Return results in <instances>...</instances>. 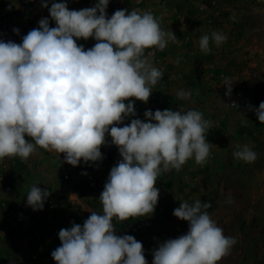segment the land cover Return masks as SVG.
<instances>
[{"label":"clouds","instance_id":"obj_1","mask_svg":"<svg viewBox=\"0 0 264 264\" xmlns=\"http://www.w3.org/2000/svg\"><path fill=\"white\" fill-rule=\"evenodd\" d=\"M108 4L98 0L94 7L69 10L66 2H53L49 13L56 27L42 18L22 43L0 41V159L27 161L40 147L64 154V162L75 167L81 160L87 164L103 158L106 135L122 157L100 195L103 214L93 211L83 226L73 223L59 231L61 246L51 253L56 264H147L143 244L131 235H117L113 219L153 214L157 177L179 171L193 157L205 164L213 146L205 135L211 122L197 110H146L148 122L136 118L118 126L136 115L134 100L148 102L163 76L145 50H163L177 38L162 30L160 18L151 12L116 10L108 18ZM42 6L48 7L46 2ZM89 38L97 41L92 48L77 44ZM226 40L212 32L200 38L199 47L208 53L210 41L219 47ZM232 84L225 78L226 95ZM177 95L188 99L191 94L181 90ZM250 110L264 124V102ZM236 149L238 160L257 158L248 145ZM38 185L27 194L34 211L42 210L50 195ZM209 207L199 200L180 203L173 215L188 222V231L160 243L152 264H217L227 256L236 239L223 234L205 211Z\"/></svg>","mask_w":264,"mask_h":264},{"label":"rangeland","instance_id":"obj_2","mask_svg":"<svg viewBox=\"0 0 264 264\" xmlns=\"http://www.w3.org/2000/svg\"><path fill=\"white\" fill-rule=\"evenodd\" d=\"M95 1L81 5L78 0H0V41L22 43L23 36L39 28L42 18L49 20V27H56L49 13L53 2H66L70 10H81L93 7ZM45 2L47 8L42 6ZM133 9L160 18L161 29L177 39L169 40L163 50H145V56L163 76L152 87L147 103L132 98L136 115L118 126L136 118L148 122L146 110H197L211 122L205 135L213 145L205 164H197L193 157L179 171L172 169L157 177L158 208L150 216L141 217L150 228L143 245L147 264H152L153 251L160 243L188 231V222L175 217L174 209L182 202L193 204L197 200L210 204L205 211L226 237L236 239L230 253L217 264H264V124L250 110V106L258 108L264 102V0H109L106 13L110 18L116 10ZM212 32L222 33L227 40L219 47L210 41L211 51L202 52L200 38ZM95 43L94 38L77 40L85 50ZM225 78L233 83L230 95H226ZM181 90L190 93V98L179 99ZM237 144L248 145L256 153V160L248 163L236 159L233 152ZM100 150L101 160L87 164L81 160L75 167L64 162V154L40 147L27 161L19 157L0 159V239L4 238L0 241L14 239L9 236L10 216L16 212L28 219L38 215L25 209L27 194L36 182L19 185L17 174L43 173L61 176L64 181L75 176V187L83 192V201L95 206L100 196L95 193L98 186L89 185L90 178L94 172L109 175L122 159L109 135ZM68 174L70 179L65 180ZM95 212L100 214L99 210ZM72 213L77 217L78 210ZM45 215L54 218L59 212ZM12 227L15 235H27L24 226ZM3 248L0 246V264H27L24 257L9 258Z\"/></svg>","mask_w":264,"mask_h":264},{"label":"crops","instance_id":"obj_3","mask_svg":"<svg viewBox=\"0 0 264 264\" xmlns=\"http://www.w3.org/2000/svg\"><path fill=\"white\" fill-rule=\"evenodd\" d=\"M86 1L87 0H78V3L84 5ZM97 3L98 0H96L92 6L94 7ZM71 10H80V7H73ZM35 175V172L24 174L19 173L17 174L16 182H18L19 185L36 182L34 184H39L38 187L46 189L49 191L50 195L47 197L42 210L34 211L32 207L26 204L27 207L25 209L31 214L35 212L38 213L37 216L28 219L29 217H22L18 212H16L13 217L10 216V219L8 220L10 221L9 228L11 229L12 234L10 233L9 236L14 239L7 240L6 242L0 241V246L4 247L3 251L9 252V258L14 259V257H24L27 259V264H56L51 253L61 246V241L58 236L59 231L61 229L71 228L73 223L83 226L84 221L90 216L91 212L99 210L100 214H103V206L98 198L96 203H94L95 206L83 201V198L81 197V193L83 192H80L75 187L76 183H78L75 182L77 180L75 176H72L68 181H64L61 176H51L43 173ZM108 176L109 175L104 173L94 172L90 178L92 180H98V190L95 189L97 195H101ZM84 193L86 192L84 191ZM79 205H83V207H80ZM156 208L158 207L156 206ZM75 210H78L77 217L72 213V211L75 212ZM54 211H58L59 216L52 218L45 215L46 212H50L51 214V212ZM113 224L115 226L116 234L118 235V222L113 219ZM13 225L14 228L24 226L27 235H15L13 232ZM149 232L150 228L148 229V224L145 222L144 230L136 240L144 245L145 238ZM2 239L4 238H1L0 240ZM14 241H16L15 244Z\"/></svg>","mask_w":264,"mask_h":264},{"label":"built area","instance_id":"obj_4","mask_svg":"<svg viewBox=\"0 0 264 264\" xmlns=\"http://www.w3.org/2000/svg\"><path fill=\"white\" fill-rule=\"evenodd\" d=\"M78 175H82V171H79ZM68 179H70L69 174L65 176V180H68ZM89 185L91 187L95 188L97 186V181L91 180ZM6 190L10 191L11 189L9 186H7ZM114 220L117 221L118 225H119L118 235H121V236L131 235V236L135 237V239H136L140 235V233L144 230L145 223H144L143 218H141V217L140 218H130L126 221H118L115 218H114Z\"/></svg>","mask_w":264,"mask_h":264}]
</instances>
